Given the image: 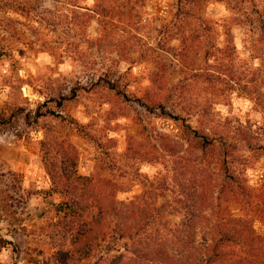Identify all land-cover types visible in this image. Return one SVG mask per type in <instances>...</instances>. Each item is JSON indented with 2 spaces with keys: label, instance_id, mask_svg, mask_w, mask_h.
Segmentation results:
<instances>
[{
  "label": "rangeland",
  "instance_id": "obj_1",
  "mask_svg": "<svg viewBox=\"0 0 264 264\" xmlns=\"http://www.w3.org/2000/svg\"><path fill=\"white\" fill-rule=\"evenodd\" d=\"M254 2L264 13V0ZM176 4L177 0H0V110L8 116L16 106L25 108L24 113L40 106L41 111H58L78 125L73 128L42 118L27 127L18 118L0 128V264H61L57 247L49 241L51 225L57 221L50 204L61 198L49 192V178L36 143L44 133L53 131L60 136L67 133L77 148L78 174L97 171L101 177L112 178L127 190L117 195L118 200L129 202L144 195L145 203L138 206L140 214L157 217L149 232L172 238L183 218L178 200L190 190L193 176L198 178L186 161L196 156L188 143L191 133L184 132L180 121L151 114L134 100L155 107L167 94L172 97V92H179V33L171 26L179 13ZM18 5L29 15L14 12ZM197 6V13L213 24L210 37L219 45L223 26L228 27L236 61L246 79L232 88L207 83L201 74L215 75L208 66L216 63L201 51L196 55L197 66L190 71L199 78H188V88L180 92L186 94L184 99L168 101L166 110L190 114L188 122L197 128L194 112L205 100H213L217 129L234 135L247 132L255 136V143L264 144V111L251 95L255 90L264 94V33L249 25H236L230 3L197 0ZM98 76L117 80L129 100L97 87L79 90L74 100L64 102L60 109L55 107L51 98L68 95L69 88L86 86ZM222 150L218 147L210 155H197L209 163L211 182L220 190L217 185L224 176L243 177L257 193L264 181L263 153L248 151L242 161L239 151L217 164L215 156L222 159ZM154 178H162L166 188L155 190ZM213 204L217 206L212 216L204 209L201 215L221 222L247 220L252 231L246 237L253 239L247 243L264 252V243L255 239L264 236V205L249 202L241 206L225 199ZM213 236L216 241L219 235ZM241 243L226 242L222 250L243 257ZM108 244L111 250L107 254L88 260L77 257L73 264H126L127 259H135L124 250L126 241ZM132 260L131 264H141ZM218 262L220 258L214 264Z\"/></svg>",
  "mask_w": 264,
  "mask_h": 264
},
{
  "label": "trees",
  "instance_id": "obj_2",
  "mask_svg": "<svg viewBox=\"0 0 264 264\" xmlns=\"http://www.w3.org/2000/svg\"><path fill=\"white\" fill-rule=\"evenodd\" d=\"M219 1L230 3L236 14V17L232 18L236 25H249L264 33V13L258 9L254 0ZM176 7L179 13L171 26L179 33V47L176 53L181 66L179 71L181 79L177 84L179 92H172V97L167 94L164 102L158 103L155 107L140 104L138 99L134 101L151 114L180 121L184 132L191 133L188 135V143L196 156L193 161L188 159L186 161L196 170L198 178L193 176L190 190L178 200L183 218L172 231V238L163 237L159 233L153 236L149 229L156 223L157 217L154 214H140L138 210L139 204L145 203L144 195H139L136 200L129 202L118 200L117 195L127 190L120 188L112 178L101 177L97 171L89 175L77 173L78 150L67 133L64 136L54 131L44 133L36 143L39 145L43 167L49 178V192L58 194L61 198L58 203L50 204L57 221L52 223L49 234L50 244L57 247L61 264H73L77 257L88 260L90 257L95 258V255L99 257V254H107L111 250L108 243L119 239L126 241L124 250L135 256L134 260L127 259L126 264H131L130 260H136L141 264H214L219 258V264H264V252L259 251L257 246L247 243L253 240L246 237L252 231V226L247 220L240 217L221 222L217 221L218 219L209 220L203 213L201 215L204 209L210 211L212 216V211L217 206L213 203L220 199L238 202L241 206H246L249 202L264 205V181L255 193L247 185L245 178L226 175L220 180L221 184L217 185L220 186L218 190L211 182L213 174L209 171V163L197 156L208 152L210 155L215 148L220 147L223 149L221 155L223 158L211 156H215L217 164L226 162L239 151L243 154L238 156V159L246 161L244 153L248 151L262 152L264 157V144L255 143L257 140L255 136L251 137L247 132L239 131L234 135L217 129L220 126L213 120L217 116V112L212 110L213 100L212 103L205 100L204 104H201L202 107L194 112L193 116L199 123L197 128H192L188 122L190 114H172L166 110L168 101L184 99L186 94L181 95L180 92H185L188 88V78L192 79L191 81L199 78L198 74H191L190 71L197 66L196 55L201 54V51L204 57L212 56L216 63L215 66H208L214 68L215 75L201 74L207 83L232 88L233 84L240 86L246 75L236 61L232 35L227 26H223V40L219 45L210 37V33L214 32L213 24L197 13L200 12L197 0H177ZM13 11L29 15L22 5L14 6ZM13 31L16 33V28ZM97 87H104L125 101L129 100V96L120 88L117 80L104 76L90 79L86 86L77 85L69 88L68 95L58 94L51 100L55 102V107L60 109L64 102L74 100L79 90L88 92ZM251 95L255 104L264 111V94L255 90ZM24 110L22 106L13 107L8 116L0 110V128L18 118L27 127L42 118H49L57 123L65 122L73 128L78 126L73 118L67 119L60 112L49 108L41 111L39 106L35 111L28 110L25 113ZM172 144L179 145L177 142ZM172 144L170 147L173 148ZM153 180L155 190L166 188L162 178ZM154 194L156 195V192ZM224 213L226 216L230 215L229 212ZM141 216L144 218L141 219ZM200 233L202 236L198 238ZM214 233L219 235L216 241ZM255 239L260 245L264 243V236ZM237 240L242 242L240 253L243 257L224 253L222 250L224 243H233ZM164 248L167 250H163Z\"/></svg>",
  "mask_w": 264,
  "mask_h": 264
}]
</instances>
